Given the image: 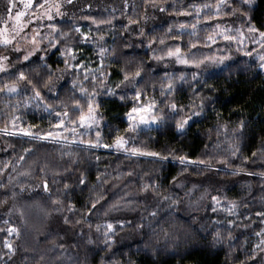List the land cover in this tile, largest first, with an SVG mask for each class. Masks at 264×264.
Listing matches in <instances>:
<instances>
[{
    "label": "trees",
    "instance_id": "trees-1",
    "mask_svg": "<svg viewBox=\"0 0 264 264\" xmlns=\"http://www.w3.org/2000/svg\"><path fill=\"white\" fill-rule=\"evenodd\" d=\"M56 3L62 6V0H56ZM217 3L218 0H73L63 15H55L52 14L57 10L53 0H47V3L46 0H31L25 11L26 20H33L42 11L48 15L41 23L32 25L37 30L40 51L22 63L17 61V57L9 58L11 62L8 69L4 75L3 71L0 73V88L12 84L16 87L11 95H7L6 89L0 91V182H6L9 175H16L14 166L18 171H31L30 168L21 166H26L33 160L38 174L43 164H47L50 169L59 170L61 164L67 163V157L62 161L59 153L64 150L76 151L81 139L95 141L97 131L101 134V145L111 143L119 131L128 140V147L144 148L140 145L139 138H130L134 132H124V129L129 125L126 114L133 107L147 105L149 102H154L152 115L156 116L160 107L169 103L182 106V110L174 112L177 116L182 112L190 114L194 111L196 115L188 119L193 130L211 128L217 119L246 120L253 128L264 129V75L259 69L261 60L252 58L262 51L261 44L254 42L252 36L258 37V32L264 31V0H258V5H253V11L248 15L244 14L247 6H241V11L233 14L232 9L239 6V0H227L226 6L219 7L216 6ZM9 17L8 15L7 18ZM52 25L55 27H51ZM217 25L220 26L219 29ZM250 26L257 29L256 34L248 32ZM75 28L86 31V38L74 31ZM236 29H240L244 35L238 36ZM219 32L237 39L225 40ZM63 33H67V36ZM209 35H214L215 39H208ZM161 38L164 39V44L160 43ZM66 46L72 49L67 55L64 53ZM176 46L181 49L182 58L188 59L190 63H177L175 58L168 57L159 61L154 58ZM101 48L105 50L102 54ZM85 49L90 54V68L82 64L80 51ZM242 49L250 54L241 53ZM73 55L75 58L69 59ZM213 57L226 59L220 63L205 59ZM194 61H202L200 67H196ZM137 65H141L143 70L135 78V85L128 86L126 81L124 85L116 87L124 80L125 73L122 69H135ZM21 72L26 79L17 82ZM193 73L196 74L195 78ZM181 74L183 79L178 78ZM50 76V86L55 85L54 91L41 87ZM100 79L104 80L106 86L93 88ZM74 80L77 85L87 89V95L73 89ZM169 84L172 85L171 90L167 87ZM33 85L41 92L40 99L35 98ZM109 89H114L115 95ZM73 94L80 100L85 111L89 100L97 106V123L90 128L69 124L68 118H63V127L56 128L61 119L57 113L65 109L56 104L55 110H46V105L66 100ZM121 95L126 96V100L120 101ZM92 97L95 98L94 101ZM164 111L168 112L169 108ZM156 121L157 124L160 123L159 120ZM29 126L33 133L40 132L43 135L47 131H56L66 139L36 140L24 136L20 129ZM73 127L77 128L80 135L66 130ZM148 129L150 128H139L137 132ZM198 144L199 148H203L205 144L211 147V141L206 139L198 141ZM41 146L57 151L50 157H42L37 151ZM171 147L177 154H184L181 152L183 146ZM260 147V137H251L249 144L243 149L244 156L248 159L242 165L239 159L232 161L233 165L241 166L245 171L222 190H212L208 197L206 212L202 218L230 231V245L219 244L211 250L193 249L186 259L198 261L199 264H257L264 257V251H259L264 248V215H260L264 213V202L261 200L264 197V180L254 175L264 171V161L258 159L257 149ZM101 148L105 147L91 148L99 159L90 162L89 180L96 182L98 174H104L109 182L105 185V198L95 207L88 205L91 211L87 215L93 224L99 222L93 213L102 205L126 201L139 203L144 200V194L135 193L142 186L155 183L159 185V191L165 193L174 182L173 177L178 168H172L170 173L149 171L147 162L158 157L131 156L114 147L110 148L114 151H104ZM199 148L196 152L184 149L189 160L196 159ZM153 150L160 152L159 147ZM253 153L256 155L253 156ZM129 156L130 159L125 158ZM168 159L171 160V157ZM134 162L139 163L140 167L136 168ZM109 172L111 178L115 179L109 177ZM76 175L79 176V173ZM165 175L166 179L163 178ZM19 179L23 182L27 177L21 176ZM46 181L50 187V180ZM239 182H243L245 186ZM87 183L88 180L85 181ZM248 184L251 185L250 189L246 186ZM4 192L6 190H0V193ZM7 194L10 195V192ZM151 194L148 193L149 196ZM212 197H216L219 203H215ZM233 202L236 207L229 214L228 209ZM77 206L80 207L81 204ZM138 217L139 211L125 212L110 215L107 220L113 223L114 219H119L121 222L114 224L119 230L133 225ZM6 219L8 223L4 224ZM8 228H17L16 222L0 214V247L5 252H10L4 246L7 241L13 245L12 252H15L19 241L16 240L15 233L7 231ZM211 231L209 229V238ZM74 242L59 240L60 244ZM138 242L139 238L127 246L117 245L108 253L98 251L93 257V264H96L100 255H105L108 260L121 262L131 257L136 264H150V257L146 259L132 252L125 256L128 248ZM254 249L257 250L256 255H253ZM4 259L7 260L8 257ZM12 259H16V256ZM161 260L162 264H185V260L180 257H162Z\"/></svg>",
    "mask_w": 264,
    "mask_h": 264
},
{
    "label": "clouds",
    "instance_id": "clouds-1",
    "mask_svg": "<svg viewBox=\"0 0 264 264\" xmlns=\"http://www.w3.org/2000/svg\"><path fill=\"white\" fill-rule=\"evenodd\" d=\"M253 5H258V0H251L250 4H246V0L243 2L239 0V6L233 8V14L240 12L241 6H247L245 13L248 15L253 11ZM63 35L67 36V33ZM121 81L116 87L126 82L121 83ZM127 85L134 86L135 79L127 80ZM105 86L104 80L100 79L92 87ZM41 87L48 88L49 91L55 90L54 84L50 86L49 79L44 80ZM75 89L79 91V85ZM111 90L112 95H115V90ZM92 99L94 101L95 98ZM119 100H126V96H119ZM56 104L64 108L60 101H54L49 105L55 110ZM165 108H168V104L161 106L157 113L160 123L148 130L136 131L130 137L132 140L139 138L140 145L148 151L157 152L153 148H160L158 159L147 162L150 172L170 173L172 168H178L173 177L174 182L168 186L165 193L159 191L158 184L148 185L147 190H144V185L135 193L137 195L143 193V201L102 205L93 213L99 221L93 224L87 215L91 211L88 205L92 204L95 207L105 198V185L109 181L104 178V174H98L96 182L89 180L90 162L99 157L95 156L87 144L80 143L76 146V151H61L60 159L63 161L67 157V163L61 164L59 170L50 169L47 164H43L38 174L33 166L35 160L26 166H21V168L28 167L31 171H18L14 166L13 171L16 175H9L6 182H0V190H6L0 193V214L16 222L18 229L16 240L19 243L16 244L15 252H5L3 247H0V264H9V262L11 264H93V257L98 251L108 253L117 245L127 246L138 238L139 242L128 248L125 256L132 252L146 259L150 257V264H162V257L168 259L180 257L185 260V264H199L198 261L186 259L193 249L211 250L219 244L229 246L231 232L211 224L202 217L206 212L211 191L222 190L243 172L239 171L243 167L233 165L232 161L239 159L242 165L248 159L244 156L243 149L247 147L253 136L260 137L258 159L264 161V129H255L250 123H246V120L220 119H217L213 127L207 129L193 130L188 122L180 128L177 126L178 122L188 120L196 113L182 112L177 116L170 108L165 112ZM101 119L104 117L101 116ZM204 139L211 141V147L205 144L203 148H199L198 141ZM171 145L183 146L181 152L184 154H177ZM185 148L193 152L199 148L196 159L193 160L197 163H181V156L188 157ZM37 151L42 157H50L57 150L41 146ZM169 156L171 160L168 159ZM125 158L130 159V156ZM221 165L222 167H218ZM135 167L139 168V163H135ZM76 173H79V176ZM262 174L264 171L254 173L264 180ZM108 175L111 178L110 172ZM21 176L27 179L21 182L19 179ZM163 178L166 179V175ZM46 179L50 180L51 184L48 191L42 187ZM86 180H88L87 184H85ZM239 183L245 186L243 182ZM246 186L249 189L251 187L250 184ZM8 192L10 195L7 194ZM149 192L152 193L151 196L148 195ZM121 200L123 201V198ZM261 200L264 202V197ZM78 204L81 206L78 207ZM137 211L139 217L130 227L117 230L114 224H119L121 221L114 219L113 223H109L107 220V217L113 214ZM182 218H185L183 222H181ZM5 221L7 219L3 221L4 224ZM108 224L113 225L110 231L107 229ZM209 229L212 230L211 238L208 235ZM59 240L75 242L60 244ZM259 251H264V248H260ZM256 254L257 250L254 249L253 255ZM14 255L16 259H12ZM96 264H136V261L131 257L123 262L108 260L105 255H100ZM257 264H264V257H261Z\"/></svg>",
    "mask_w": 264,
    "mask_h": 264
},
{
    "label": "snow or ice",
    "instance_id": "snow-or-ice-1",
    "mask_svg": "<svg viewBox=\"0 0 264 264\" xmlns=\"http://www.w3.org/2000/svg\"><path fill=\"white\" fill-rule=\"evenodd\" d=\"M73 2V0H62V3H66L71 5ZM243 2V0H242ZM47 3V0H46ZM251 0H246V4H250ZM31 4V0H28L27 3H25V7H29ZM53 5L56 7L57 9V14L62 15V13H60L59 8H60V4L56 3V0H53ZM220 5H227V0H218L217 3V7H219ZM205 7H211L209 5H204ZM232 11H234V9H232ZM24 14L21 13H17V20H19V18L21 16H23ZM246 15V13H245ZM93 23H96L95 20H93ZM110 23V22H109ZM51 27H55L54 25H52ZM183 27V26H181ZM193 28H195V25H192ZM219 25H217V29H219ZM171 30V28L169 29ZM74 31L80 33L81 37H85V34L80 32V29L75 28ZM236 32L238 34V36H242L244 35L243 33L240 32V29H236ZM248 32L249 33H253L256 34L257 33V29L253 26H250L248 28ZM143 34V33H141ZM221 35L224 36L225 40L228 41H232L237 39V37L231 36V35H227L224 32L220 33ZM258 36H259V40L257 42H259L261 44V48L264 49V31H259L258 32ZM208 39L210 40H214L215 37L214 35H209ZM252 39L255 41L256 40V35L252 36ZM4 43H8L7 40L3 41ZM160 43L164 44V39L161 38L160 39ZM33 44H35V41H33ZM18 51V49H17ZM72 51V49L68 48L67 46L64 49V53L67 55L68 53H70ZM105 50L103 48H101V54L104 52ZM246 54H250V53H246ZM31 55V53H27L24 57V59H28V56ZM165 57L168 58H175V62L177 63H181V64H187L190 63V61L188 59L182 58L181 56V49L176 46L174 48H168L163 55L161 56H156L154 57L156 60H163ZM74 55L73 56H69V59H74ZM205 59H211L214 60L216 63H220L222 62L224 59H226L225 57H220V58H205ZM0 60H7L6 56H0ZM260 60L264 61V55L260 56ZM68 63V61L66 60V64ZM195 66L196 67H200V64L202 63V61H194ZM261 67H264V63H262L260 65ZM4 70V65L0 64V71ZM142 66L141 65H137L135 67V69H122V71H124V80L121 81V83H123L124 81L131 79H135L136 77L140 76L142 73ZM196 74L193 73V77L195 78ZM179 79H183V75L181 74L180 77H178ZM25 74L23 72H21L17 78V82H19L20 80H25ZM49 81H51V76L49 77ZM29 83H31V81H29ZM48 86V85H46ZM77 87V82L74 80L73 81V89H75ZM163 87V86H162ZM168 89L171 90L172 85L169 84L167 85ZM7 90L8 92H14L16 91V87L15 84L12 85H5V88H0V91H4ZM79 91L81 94H85L87 95V89H85L82 85H79ZM109 91L111 92L112 90L109 89ZM33 92H34V96L37 99L41 98V92L38 91L36 89V86L33 85ZM138 98L134 97V99ZM60 103L64 105V111L57 113L58 117H61L60 122L55 126L56 128H60L64 126V119L63 118H68V123L69 124H79L85 128H90L92 125L97 123V106L94 104V102H92L91 100L88 101L87 103V110L85 111V108L83 105H81L80 100L76 99L75 96H71L68 97L66 100H60ZM154 107V102H149L146 106L144 107H133L130 113H127L126 115L128 116V120H129V125L127 128L124 129V132H136L137 129L144 124H147L148 118L147 114H150L152 112V109ZM51 106L50 105H46V110L50 109ZM168 108H170L173 112H177L182 110V106H178L176 103H169L168 104ZM150 119L154 122L156 120H158V117L156 115H151ZM188 122L187 119L183 120L182 122H178L177 126L182 128L184 126V124H186ZM31 126H29L28 128H21L20 132L24 135V136H28L31 138H35L37 140H42V139H66L65 137H63L61 135V133L56 132V131H47L44 132L43 135L40 132H35L33 133L30 130ZM71 131L74 135H80V133L78 132L77 128L73 127L71 129H66ZM101 140V134L99 131L96 132V139L95 141L92 140H84L81 139L80 143L82 144H87L90 148L92 147H105V148H112L114 147L117 151H122L125 153L130 154L131 156H151V157H159L160 153L157 152H151L148 150H145L144 148L141 147H128V140L120 134L119 131H117L116 135L113 137L111 143H104L103 145H101L100 143ZM25 151H28V149H25ZM256 153H253V156H255ZM181 163H197V161H192L189 160L188 157L185 156H181L180 157ZM199 163H203L202 161H199ZM239 171H244L243 168L239 169ZM264 175V174H262ZM81 182H83V180H81ZM42 187L45 191H48L49 189V185L47 183L46 180L43 181ZM148 185L144 186V190H147ZM212 200L215 203H219L218 199L216 197H212ZM115 206V205H114ZM236 207L235 203H231V207L228 209L229 214H231L234 210V208ZM215 211V209H214ZM155 213H153L154 215ZM260 215H264V213H261ZM8 222L5 221V224H7ZM113 228L112 224H108L107 225V229L110 231ZM7 231L9 233H15L18 234V229L17 228H8ZM107 235V233H106ZM4 246L6 248H8L10 250V252H12L13 249V245L7 241H5Z\"/></svg>",
    "mask_w": 264,
    "mask_h": 264
},
{
    "label": "rangeland",
    "instance_id": "rangeland-1",
    "mask_svg": "<svg viewBox=\"0 0 264 264\" xmlns=\"http://www.w3.org/2000/svg\"><path fill=\"white\" fill-rule=\"evenodd\" d=\"M27 0L25 1V3ZM24 0H0V56H6L7 60H0V64L4 65V70L2 75L6 72L8 69V64L11 62L9 58L17 57V61L22 63L30 60L32 57L35 56L38 51H40V43L37 39V30L32 27V25H37L41 23L42 20H44L46 12L42 11L39 12L38 16H35L33 20H26V13L27 7H25ZM62 6L59 8L60 13L62 15L69 9L68 4L62 3ZM23 13L24 15L17 20V13ZM10 16L7 18L8 15ZM57 14V10H55L54 13ZM60 15V14H58ZM28 19V18H27ZM80 32L85 34V37L87 36V32L84 30H81ZM220 34V32H219ZM221 35V34H220ZM84 38V37H83ZM240 39V37H238ZM7 40L8 43H4L3 41ZM259 40V36L256 37V40L254 42H257ZM33 41H35V44H33ZM241 41V39L239 40ZM18 49V51H17ZM245 49H242L241 53L246 54ZM81 52V58L83 59L82 64L86 65L90 68V61L89 55L86 51H80ZM27 53H31V55L28 56V59H24L25 55ZM264 55V49H262L261 53L258 55L253 56V59H260V56ZM264 63V61H261L260 65ZM259 69L264 75V67L259 66ZM14 92H7V95H11ZM146 105L140 106L144 107ZM131 112V111H130ZM129 112V113H130ZM152 115V112L150 114H147L148 123L141 125L139 128H152L155 127L157 124V121H152L150 119V116ZM126 119L128 120V116L126 115ZM81 126V125H79ZM138 128V129H139ZM104 151H114L110 148H101Z\"/></svg>",
    "mask_w": 264,
    "mask_h": 264
}]
</instances>
